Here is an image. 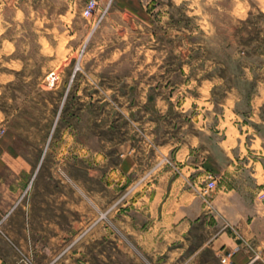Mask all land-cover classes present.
I'll use <instances>...</instances> for the list:
<instances>
[{
  "label": "crops",
  "instance_id": "crops-1",
  "mask_svg": "<svg viewBox=\"0 0 264 264\" xmlns=\"http://www.w3.org/2000/svg\"><path fill=\"white\" fill-rule=\"evenodd\" d=\"M143 2L115 0L108 13L142 16ZM212 78L190 103L156 104L163 120L144 115L143 134L116 137L96 199L85 180H59V141L44 151L42 137L29 148L3 132L0 264H264V60L244 71L243 89ZM91 153L84 143L62 160L91 177ZM209 174L217 184L204 194ZM126 192L109 222L78 230L97 202Z\"/></svg>",
  "mask_w": 264,
  "mask_h": 264
},
{
  "label": "rangeland",
  "instance_id": "rangeland-1",
  "mask_svg": "<svg viewBox=\"0 0 264 264\" xmlns=\"http://www.w3.org/2000/svg\"><path fill=\"white\" fill-rule=\"evenodd\" d=\"M143 1L148 11L133 18L110 15L115 0L90 16L86 0H0V135L8 130L29 148L42 137L44 151L59 141V180H85L95 199L101 154L133 127L143 134L144 115L163 120L156 104L190 103L212 76L222 81L214 89H243L244 71L264 60V0ZM245 8L252 12L244 19ZM84 143L91 177L78 167L69 173L62 160ZM116 201L103 209L97 202L78 230L109 222Z\"/></svg>",
  "mask_w": 264,
  "mask_h": 264
},
{
  "label": "built area",
  "instance_id": "built-area-1",
  "mask_svg": "<svg viewBox=\"0 0 264 264\" xmlns=\"http://www.w3.org/2000/svg\"><path fill=\"white\" fill-rule=\"evenodd\" d=\"M100 4V0H87L84 7H83V14L85 16H90L93 14V12L95 11V9L99 6ZM216 179L212 174H209L207 177V180L205 182L204 188H203V192L208 193L210 190H212L214 187H216ZM128 192H126L125 194L121 195L115 205L119 202H121L122 200H124V198L126 197ZM3 231V230H2ZM27 261H30L28 257H26Z\"/></svg>",
  "mask_w": 264,
  "mask_h": 264
}]
</instances>
